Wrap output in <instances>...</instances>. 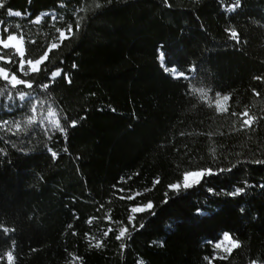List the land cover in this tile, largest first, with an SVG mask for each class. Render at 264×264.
<instances>
[{"label":"trees","instance_id":"16d2710c","mask_svg":"<svg viewBox=\"0 0 264 264\" xmlns=\"http://www.w3.org/2000/svg\"><path fill=\"white\" fill-rule=\"evenodd\" d=\"M98 2L0 7L1 38L22 36L24 60L48 52L33 73L0 46V68L42 90L66 129L28 143L0 125V226L15 229L0 227V264H264V0ZM159 51L186 76L164 72ZM216 93L230 97L227 112ZM246 108L258 119L241 129ZM208 168L199 184L169 188ZM225 232L241 246L221 259L213 243Z\"/></svg>","mask_w":264,"mask_h":264},{"label":"snow or ice","instance_id":"6c2138e0","mask_svg":"<svg viewBox=\"0 0 264 264\" xmlns=\"http://www.w3.org/2000/svg\"><path fill=\"white\" fill-rule=\"evenodd\" d=\"M108 3H111V0H108ZM165 3H167V0H165ZM3 6H4V0H0V7H3ZM95 7L96 8H101V7H103V5L100 4L98 2V0H97V3L95 4ZM169 7H170V5H169ZM239 7H241V0H235V3L232 6L233 10H235V9H237ZM84 10H85L84 8L78 9V11H80V12H83ZM15 15L18 16V15H20V13L17 12V13H15ZM52 19L56 20L57 17L55 15H53ZM81 19H83V17H80V18H78L76 20V23H75V31L76 32H78L80 30V28H81V23H80ZM35 22H39V18H37V21H35ZM5 31H7V29H5ZM56 31L58 32L59 39L61 41L65 40V39H69L73 35V25L71 23H69V24H67L65 30L56 29ZM227 31H229L231 39L235 40L237 43L241 42L240 38H239V33L236 31L235 28L227 29ZM16 39H17V37L15 35H7L6 39L0 38V45H3V47L5 49H7V48H9L11 46L9 42L14 41ZM21 39H23L22 36H21ZM57 47H58V45L56 43H52L49 51L51 49H56ZM16 52L19 53L21 55V57L23 56V53L20 52L19 48L16 49ZM157 58H158V60L160 62V66H161V68L163 69L164 72L171 73L175 77H185L186 76L185 72L178 71L174 67H167L165 65L166 53L164 51H159ZM0 59H3V57L0 56ZM46 59H48V52L47 51L43 55H41L38 59H35V60L28 59L26 61V63L31 66L30 67V71L31 72L38 73L39 71H41V68L39 66L42 65V63ZM20 63H21V71H23V64L25 63V61L23 59H21ZM75 67H76V65L73 64V68H75ZM191 67H192V70L195 69L194 65L191 66ZM61 72H62L61 69H57L56 71L51 72L50 79H54V78L60 76ZM0 75H2L5 80L9 79L8 74H7V72H6V70L4 68H0ZM25 75H27V73H25ZM64 78L67 80L68 83H71V79H70V77L68 76L67 73H64ZM256 79H261V77H256ZM11 83H12L13 87H15L16 85H20V84H24V85H26L29 88H31L33 86L32 83L29 82V81L17 79L15 74H13L11 76ZM48 86H49L48 84L41 85V87H43V88H47ZM195 91L199 92L203 97L207 98V90H205L203 88H197V89H195ZM30 95H31V93L21 92L20 93V99L24 100L26 97H29ZM256 95L259 96V93H256ZM9 98H11V97H9ZM229 98L230 97L228 95H224V96L221 97L220 93H216L215 103L217 105L216 110L218 112H227L228 111V109L226 107L222 106V102H227L229 100ZM35 110H36L35 106H33L32 111L35 112ZM55 115H56V113L53 112L51 109L48 110V116L49 117H52V116H55ZM232 115H237V113L233 112ZM240 115L243 116V117H247L246 119H243L242 123L240 124V128L241 129H250L253 126V124L256 122V120L258 119L255 115H249V112H248L247 108ZM35 119H36L35 116H30V117H28L27 123L31 124V123H33L35 121ZM76 124H77V121H75V120H73L71 122V126L72 127H75ZM17 127H19V125H17ZM53 127L59 129V131L61 133H65L66 132V129L60 125L59 120H56V121L53 122ZM209 135H211V133ZM49 151H51V149H49ZM56 155L57 154L55 152H52L53 158H55ZM257 163H264V161H257ZM233 167H235V165H233ZM230 170L231 169H220V171H230ZM211 174H213V169H211V168L198 169L196 171H186V172H184L182 174V183L181 182H176V183L170 184L169 188L170 189H174V190H179L181 187H183L185 189L186 188H190V187L193 186V184H199L200 181L203 179V177L205 175H211ZM158 182L159 181L157 180L156 183H158ZM243 191H244V188H237L235 190V192L230 193V194L231 195H238V194L242 193ZM152 207H153V204H152V202L149 201L146 205L136 207L135 209H133V211L140 212V211H144L146 209H151ZM0 227H2V230H3L4 233H8L10 231H15V229H9V228L3 227V226H0ZM141 227H143V225H141ZM125 231H126V229H121L120 236H118L117 239H119L120 237L124 236ZM105 235H107V233H105ZM223 238H224V240H230L231 239L230 234L227 233V232H225L223 234ZM96 246L99 247L100 245L97 244ZM240 246H241L240 242L238 240H234V241H232V247L225 249V251H227L229 254H231V252H232V250L234 248H239ZM13 247H15V242L14 241H13ZM121 247L123 248V245H121ZM215 248L216 249H220L221 248V243L215 244ZM7 256H8V260L11 262L13 260L12 252H8ZM220 258L221 259H226L227 257L222 256ZM205 259L207 260L208 258L205 257ZM250 264H258V261L257 260H252V261H250Z\"/></svg>","mask_w":264,"mask_h":264},{"label":"rangeland","instance_id":"374dc122","mask_svg":"<svg viewBox=\"0 0 264 264\" xmlns=\"http://www.w3.org/2000/svg\"><path fill=\"white\" fill-rule=\"evenodd\" d=\"M37 18H39L40 20L41 15ZM37 18L35 19L36 21ZM16 37V40L9 42L11 45L9 49H11L18 56H20L21 59H23L21 55L16 52V49L19 48L20 52L24 53L23 40L21 39V37ZM0 46L3 47V45ZM4 59L7 60V58ZM24 61L25 63L23 64V70L30 71L31 66L26 63L27 60ZM19 67L21 68L20 62ZM4 69L6 70L9 79L5 80L3 76L0 75V79L3 82L2 84H0V125L2 126V129L9 135V138L12 137L11 139H16L20 142L29 143L35 140L38 141V139H40L41 137L46 138L45 140H48L52 137L53 133L59 130L53 127L54 121L59 120L60 122V114L58 108L55 106L54 102L48 96H46V94H44V92H42V90L40 89L35 90L33 87L29 88L24 84L16 85L15 87H13L11 83V76L13 74L10 73L6 68ZM17 79L20 78L17 77ZM21 92L31 93V95L29 97H26L24 100H21ZM33 106H35V112L32 111ZM49 109L55 112L56 115L49 117ZM30 116H35L36 119L33 123L28 124L27 120ZM17 125H19V127H17ZM179 182L182 183V180ZM139 206L133 207L132 212H135L133 211V209ZM223 234L221 235L219 240L213 243L215 256L217 257H222L229 254L227 251H225V249L231 248L232 241H234L231 235L230 240H224ZM217 243H221L220 249L215 248V244Z\"/></svg>","mask_w":264,"mask_h":264}]
</instances>
